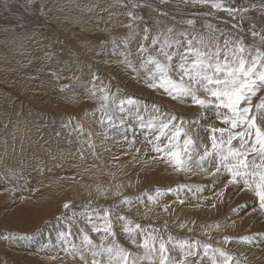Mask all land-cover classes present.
Wrapping results in <instances>:
<instances>
[{"label":"bare ground","instance_id":"1","mask_svg":"<svg viewBox=\"0 0 264 264\" xmlns=\"http://www.w3.org/2000/svg\"><path fill=\"white\" fill-rule=\"evenodd\" d=\"M133 2L140 6L132 8ZM223 3L238 11L191 0H0V264H86L91 253L85 249L82 260L80 253L66 252L58 234L70 226L75 244L81 243V229L100 243L103 233L93 231L92 224L103 227L95 213L102 217L106 208L115 241L141 256L143 250L129 240L125 221L117 216L128 217L129 227L142 226L133 234L138 242L155 229L172 262L183 260L179 241L187 239L223 248L233 256L232 264H264V211L254 193L242 183L228 184L227 173L210 175L214 168L184 172L161 162L149 143L155 130L140 128L135 119L136 112L145 122L174 117L202 152L211 144L206 128L223 126L214 112L150 89L143 70L137 77L122 63L121 53L129 52L139 67L145 28L151 39L168 27L207 34L210 23L221 43V32L243 37L247 45L258 43L259 36L251 33L264 34V0ZM129 11L143 19L133 21ZM187 19L196 21L194 28L183 23ZM103 88L117 100L136 101L128 106L133 116L118 113L126 121L127 140L98 122ZM261 98L264 90L253 104ZM89 132L94 149L86 142ZM125 197L132 203H122ZM69 202L71 210H66L63 205ZM246 235L255 237L252 243L238 239ZM225 236L233 239L225 242ZM141 264H160V257L154 254ZM187 264H210V259L198 255Z\"/></svg>","mask_w":264,"mask_h":264},{"label":"snow or ice","instance_id":"2","mask_svg":"<svg viewBox=\"0 0 264 264\" xmlns=\"http://www.w3.org/2000/svg\"><path fill=\"white\" fill-rule=\"evenodd\" d=\"M191 2L211 3L213 8L223 9L229 13L238 11L231 7L226 8L223 0H191ZM138 6H140L138 3H132V8ZM128 15L133 21L143 19L132 11H129ZM183 23L194 28L196 21L187 19ZM126 27L131 29L132 24L129 23ZM205 27L208 29L207 34L175 32L172 27H168L152 34L151 39L150 30L145 28L142 42L138 47L141 58L139 67L129 58L131 53L122 52L121 55L124 57L122 63L137 77L143 70L145 84L150 89L162 90L171 99L180 102L190 99L201 109L214 112L223 126L213 124L206 128L210 135V147L204 145L202 152H197V144L193 136L182 126L183 122L178 126L174 117H170L167 121L150 118L145 122L144 117L136 112L135 119L140 128L155 130L154 140H150L149 143L152 144V151L159 154L161 162L169 164L176 171L194 172L199 169L208 173L209 168H214L210 175L227 173L230 177L227 183H242L258 198L259 209L264 211V98L253 104V98L264 90V34L252 31V36L254 38L259 36V41L247 45L243 37L236 39L221 32L220 36H224L221 43L215 27L210 23ZM144 42H148L154 51H150ZM112 43L117 46L115 39ZM123 43L127 47L128 39L125 38ZM93 87L95 89V85ZM100 91L102 95L98 109L101 112L99 124L104 127L107 123L108 129L123 134L124 139L127 140V128L124 127L126 121L118 113L133 116L132 107L128 106H135L136 101L132 98L117 100L106 88ZM92 95H96L94 90ZM78 127L81 133L85 131L82 126ZM91 135L89 132V139L86 142L94 149L95 144L91 141ZM162 137L166 143H160ZM181 137H183L182 141ZM234 140L238 145L233 144ZM134 142L133 137L129 143L131 145ZM136 151L138 152L139 149ZM153 159L157 157L154 156ZM156 191L159 194L161 190ZM117 195L120 193L117 192ZM218 195L222 197L223 191ZM148 199L155 198L148 196ZM122 203L131 204L132 200L130 197H125ZM63 207L71 210L70 202L65 203ZM89 207L90 205L85 206L86 209ZM103 212L102 217L98 212L95 213L98 219L103 220V227L92 224L93 231L103 233L100 243L93 241L90 235L81 229V243L75 244L70 239V226L67 232L61 231L58 234V238L68 246L64 249L66 252L73 255L80 253L82 260L85 259L83 255L85 249L91 253L92 259L86 264H141L142 260H149L154 254L159 255L160 264H187L189 257L198 255L201 260L208 257L210 264H232L233 256L223 248H213L211 244L199 240L190 242L187 239L179 241L183 249V260L172 262L167 255L166 241L154 234L155 229L146 233L142 242H138L133 234L137 230L143 231L142 226L137 223L134 227H129L133 222L128 217L117 216V219L125 221L123 231L128 235L129 240L143 250V256L133 253L115 241L116 233L110 219L111 210L106 208ZM86 219L91 223L92 214H88ZM216 227L218 228L219 225ZM109 237L112 240L106 244L104 241H108ZM4 238L8 239L7 236ZM254 238L246 235L238 239L252 243ZM172 239V236L168 237L169 241ZM232 239L233 237L230 236L224 237L225 242ZM236 264H239V261H236Z\"/></svg>","mask_w":264,"mask_h":264},{"label":"rangeland","instance_id":"3","mask_svg":"<svg viewBox=\"0 0 264 264\" xmlns=\"http://www.w3.org/2000/svg\"><path fill=\"white\" fill-rule=\"evenodd\" d=\"M186 1V0H185ZM27 45V44H26ZM2 51H3V48L0 46V55H2ZM264 246L262 245L261 248H263Z\"/></svg>","mask_w":264,"mask_h":264}]
</instances>
